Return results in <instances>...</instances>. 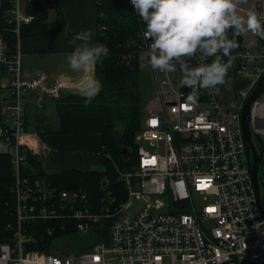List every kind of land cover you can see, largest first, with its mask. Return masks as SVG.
Wrapping results in <instances>:
<instances>
[{
	"label": "built area",
	"instance_id": "obj_1",
	"mask_svg": "<svg viewBox=\"0 0 264 264\" xmlns=\"http://www.w3.org/2000/svg\"><path fill=\"white\" fill-rule=\"evenodd\" d=\"M11 2L8 21L16 24L17 42L11 55L0 33V152L12 157L17 224L11 239L0 241V264H264V216L242 123L244 103L264 75V46L253 50L238 43L243 34L228 32L238 44L230 77L252 79L235 106L224 101L225 84L218 91L201 89L189 102L192 90L180 83L179 62L172 72L151 67L156 97L165 107L146 109L135 137L137 163L124 169L108 155L114 176L106 172L100 189L61 190L25 172L23 146L39 150L31 144L38 133L26 128L29 98L36 94L41 105L59 97L67 81L23 74L21 26L34 16L26 12L27 0ZM249 10L264 15V0H255L254 9L239 5L241 14ZM143 39L149 52L152 41ZM186 63L196 67L199 57ZM250 124L263 139L264 172V91L251 105ZM202 182L210 183L203 187ZM44 222L50 224L42 233L59 238L46 249L33 248L39 230L26 227ZM70 234H89L90 247L70 241Z\"/></svg>",
	"mask_w": 264,
	"mask_h": 264
},
{
	"label": "trees",
	"instance_id": "obj_2",
	"mask_svg": "<svg viewBox=\"0 0 264 264\" xmlns=\"http://www.w3.org/2000/svg\"><path fill=\"white\" fill-rule=\"evenodd\" d=\"M97 36L95 44L109 48V55L95 64V79L102 88L91 100L80 94L64 93L53 98L55 121L47 117L39 121L28 112L26 128L36 129L41 136L48 133H87L98 132L102 138L100 160L106 171L101 169H64L50 172L44 169L43 154L40 149L24 145L23 153L28 160L25 172L35 177L47 178L59 189L86 188L89 191L100 189V181L106 172L114 176L110 155L122 168L128 169L138 161L136 134L143 126L146 115V103L142 87L143 69L141 53L145 50L143 29L145 23L136 14L130 0H96ZM11 0H1L0 33L4 35L12 55L16 51L17 37L13 31L15 23L8 21ZM56 13L58 26L65 24V16L60 0H27L26 12L34 16L29 23L21 26V39L25 35H37L50 30V9ZM238 43L242 38L237 39ZM260 46L264 39L258 36ZM94 44V45H95ZM228 59L227 57H223ZM230 72V69L228 71ZM47 122L46 124H44ZM123 146L131 148V157L124 159L120 153ZM12 157L9 153L0 152V241H7L13 236L16 216V196L12 191L14 184ZM49 222L28 224L26 228L38 229L37 240L33 248L46 249L59 238V234L42 233ZM108 230V226H105ZM84 245V244H83ZM85 244V248L90 247Z\"/></svg>",
	"mask_w": 264,
	"mask_h": 264
},
{
	"label": "clouds",
	"instance_id": "obj_3",
	"mask_svg": "<svg viewBox=\"0 0 264 264\" xmlns=\"http://www.w3.org/2000/svg\"><path fill=\"white\" fill-rule=\"evenodd\" d=\"M136 14L145 23L143 36L151 40L149 63L153 70L175 71L179 62L182 85L190 86L189 102H195L201 89H216L226 83L233 64L232 51L238 47L234 35L251 32L264 39V15L249 10L245 15L238 11L246 0H130ZM91 30L77 32L71 44L74 51L66 56L69 70L83 74L79 94L91 100L99 93L102 84L88 75L102 58L109 55L103 44H91ZM80 43H77V42ZM199 57L196 67H189L187 59ZM211 63H204L209 57ZM227 57V61L223 60Z\"/></svg>",
	"mask_w": 264,
	"mask_h": 264
},
{
	"label": "crops",
	"instance_id": "obj_4",
	"mask_svg": "<svg viewBox=\"0 0 264 264\" xmlns=\"http://www.w3.org/2000/svg\"><path fill=\"white\" fill-rule=\"evenodd\" d=\"M246 1L253 3V7H248L244 3L241 5L249 9L255 8V0ZM60 2L65 16V24L63 26H58L55 13L54 22L50 23L49 19V31L22 37V72L25 76L43 75L49 82L64 79L68 85L66 93L79 94L80 81L83 74L72 73L69 70L66 56L74 51L75 45L71 44L70 41L79 31L91 30L92 38L90 43L95 44L97 36V4L96 0H60ZM250 36L255 38L256 49L260 46L258 36L253 35L251 32L242 35V43L248 46ZM77 43L80 42L78 41ZM145 52L149 60V52L146 49ZM87 74L95 78V65L88 70ZM6 76L13 77L12 74H6ZM230 76V73L226 76L225 86L227 88L228 80L234 78ZM247 79L249 82L245 89L249 87L252 81L249 77ZM53 101V98H48L39 105L36 101V94H33L27 101V113L29 112L35 120L37 116H40L39 121L45 117L52 121L54 118ZM33 128L29 130L37 132L39 136L33 137L31 144L36 145L40 152L42 150L48 152L47 160L43 161L45 170L50 171L51 169L52 171L50 172L72 168L90 170L96 169L95 166L101 163L102 138L100 133H48L43 137L38 130Z\"/></svg>",
	"mask_w": 264,
	"mask_h": 264
},
{
	"label": "rangeland",
	"instance_id": "obj_5",
	"mask_svg": "<svg viewBox=\"0 0 264 264\" xmlns=\"http://www.w3.org/2000/svg\"><path fill=\"white\" fill-rule=\"evenodd\" d=\"M245 5H247L248 7H253V3H249L248 1H246L244 3ZM1 5V4H0ZM50 9V8H49ZM54 15L55 12L53 10L50 9V23L54 22ZM248 46L251 47L252 49L256 50V41L255 38H253L252 36L249 37L248 40ZM142 54V60H141V67L144 70L143 71V81H142V87H143V93H144V100L146 103V108L145 109H149L150 107H155L158 109H161L162 107H165V103L163 101V98L161 96H157V91H156V87L153 81V78H151V73H152V69L149 63V60L146 55L145 50H143ZM141 58V56H140ZM223 60L226 62L227 59ZM249 80L247 79V76H241V77H234L231 78L230 80H228V88H224L223 89V98L224 101L227 103V105H231V106H235L237 104V102H240V92L242 89L245 90V88L247 87ZM156 97V98H155ZM155 98V99H154ZM53 121H55V117L53 118ZM41 153L43 154V159L44 161L47 160L48 158V152H46L45 150L41 151ZM96 169H102L103 168V164L102 163H98L95 166ZM50 171H52L50 169ZM70 241H73L74 243H79L80 242H91V237L89 234H70L69 235ZM61 241L62 244L67 243V235L63 234L61 236Z\"/></svg>",
	"mask_w": 264,
	"mask_h": 264
},
{
	"label": "water",
	"instance_id": "obj_6",
	"mask_svg": "<svg viewBox=\"0 0 264 264\" xmlns=\"http://www.w3.org/2000/svg\"><path fill=\"white\" fill-rule=\"evenodd\" d=\"M211 58H213V56ZM184 88H188V86L184 85ZM263 91L264 75L259 80L255 88L251 91L244 103V106L242 108V123L244 138L248 148L250 171L255 185L259 207L264 216V172L262 169L263 139L258 133H255L253 131V128L250 124L251 105L254 100H256L263 93ZM120 153L124 159H129L131 157V148L128 146H123L120 149Z\"/></svg>",
	"mask_w": 264,
	"mask_h": 264
},
{
	"label": "snow or ice",
	"instance_id": "obj_7",
	"mask_svg": "<svg viewBox=\"0 0 264 264\" xmlns=\"http://www.w3.org/2000/svg\"><path fill=\"white\" fill-rule=\"evenodd\" d=\"M152 123H155V121H153ZM155 162V160H154V158H153V160H151V161H147L146 163H154ZM209 183L210 182H202V186L203 187H207V186H209ZM209 211H215V209H209Z\"/></svg>",
	"mask_w": 264,
	"mask_h": 264
}]
</instances>
